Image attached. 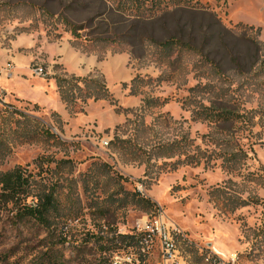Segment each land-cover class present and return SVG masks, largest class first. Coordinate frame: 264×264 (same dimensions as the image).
<instances>
[{
	"label": "rangeland",
	"instance_id": "obj_1",
	"mask_svg": "<svg viewBox=\"0 0 264 264\" xmlns=\"http://www.w3.org/2000/svg\"><path fill=\"white\" fill-rule=\"evenodd\" d=\"M200 1L213 16L135 21L103 0H0V172L25 169L58 207L51 230L0 207V264L55 249L64 264H96L100 252L103 264H170L156 237L139 251L121 242L158 219L179 231L173 264H264V0ZM64 20L84 27L78 40ZM243 34L260 43L258 56ZM169 36L203 44L205 58L173 60L158 46ZM71 76L103 81L113 102L79 98L72 113L55 80ZM201 105L238 116L195 118ZM182 136L199 161L159 153ZM136 192L153 206L136 203Z\"/></svg>",
	"mask_w": 264,
	"mask_h": 264
},
{
	"label": "trees",
	"instance_id": "obj_2",
	"mask_svg": "<svg viewBox=\"0 0 264 264\" xmlns=\"http://www.w3.org/2000/svg\"><path fill=\"white\" fill-rule=\"evenodd\" d=\"M112 9L121 15H127L131 19L137 20H149L154 18L157 14L168 13L171 11H184L189 12L191 15H205L209 13V16H213L211 12H208V6L203 4L200 0H103ZM218 20V19H217ZM64 23L68 27V30L74 37V40L80 38L79 31L83 30V26L74 25L67 20ZM215 24H220L219 21H215ZM241 26V25H240ZM232 32V31H230ZM228 30L225 31L226 35H230ZM245 32V31H244ZM240 38L249 44V48L252 51V58L258 56L260 43L252 35L243 34ZM204 42L209 37L204 38ZM114 41V39H111ZM158 46L172 51L174 59L177 60L182 52L194 51L199 56L200 60L205 58L203 55V47L196 49L190 44L189 41H184L182 37L169 36L167 40L160 42ZM207 57V56H206ZM240 58L237 56L235 63L237 64ZM241 60V59H240ZM238 65V64H237ZM213 70L215 73H220V65L213 64ZM57 89L59 92L60 100L70 108L72 113L82 111V108L76 107L79 98L81 103L85 102V99L92 98L97 99H108L113 102V98L108 92L103 81L95 78L84 79L83 77L71 76L70 78L57 77L56 79ZM75 83L72 84L71 81ZM88 82V85L82 86L79 82ZM134 79L132 80V82ZM192 87L190 90L195 89ZM151 102L150 100L146 101ZM195 118L198 119H209L210 121H230L238 116L233 110L228 109L227 106H199L193 112ZM47 135L54 137L52 133L47 131ZM190 141H185L182 136L179 139L171 142L170 144L158 145L157 149L159 153L167 154L168 157L173 155H181L187 162L199 161L198 156L200 152L188 151L190 147ZM38 188V189H37ZM37 189V190H35ZM36 191V192H34ZM29 197H34V201L31 204L27 203ZM131 197H134V201L144 207H152L153 205L145 198L140 197L139 193H133ZM8 205H11V209H15L14 220L15 222L32 221L34 224L42 227L44 230H51L53 224H57L58 207L56 198L54 197V190L41 189L37 181L33 179L31 173H28L21 167H14L10 170L0 172V207L7 209ZM62 229V228H61ZM122 243L126 242V247H133L138 244L139 238L137 235H122L120 236ZM65 243V237L54 243L50 251H54L55 246H63ZM138 247V246H137ZM45 251L41 256L32 258L30 264H64L62 256H58L57 250L55 254L58 257H54L51 254H47ZM54 254V253H52ZM100 255L97 259L96 264H103V255ZM112 256L109 258L108 263H111Z\"/></svg>",
	"mask_w": 264,
	"mask_h": 264
},
{
	"label": "built area",
	"instance_id": "obj_3",
	"mask_svg": "<svg viewBox=\"0 0 264 264\" xmlns=\"http://www.w3.org/2000/svg\"><path fill=\"white\" fill-rule=\"evenodd\" d=\"M14 71V66L11 65V63H6L5 67L3 68V72L6 74V76L9 78L10 75H12ZM37 76H43L44 72L42 71V68H37L33 71ZM143 235L139 237L138 242V251L140 250L143 243L144 246L150 245L152 243V240L154 237H156L157 245L159 253L162 257V260L164 263L169 262L170 264H173L178 255V249L175 244V237L179 234V231L175 229L174 227H169L166 224H164L161 220H156L154 225L152 226H145ZM117 258V257H116ZM127 260L130 262V257L127 258ZM112 263V261H111ZM119 263L117 259L113 260V264Z\"/></svg>",
	"mask_w": 264,
	"mask_h": 264
},
{
	"label": "crops",
	"instance_id": "obj_4",
	"mask_svg": "<svg viewBox=\"0 0 264 264\" xmlns=\"http://www.w3.org/2000/svg\"><path fill=\"white\" fill-rule=\"evenodd\" d=\"M122 55H124V54H122ZM122 55H121L120 57H122V58H123V56H122ZM124 56H125V60H127V59H128L127 55H124ZM16 68H17V69H16ZM122 68H123V67H122ZM122 68H121V69H122ZM15 69H16V70H18V69H19V65H18V64H16V67H15ZM14 79H15V78H13V80H14Z\"/></svg>",
	"mask_w": 264,
	"mask_h": 264
}]
</instances>
